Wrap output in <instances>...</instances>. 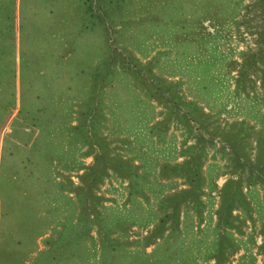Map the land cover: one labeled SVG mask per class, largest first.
<instances>
[{"label": "rangeland", "instance_id": "1", "mask_svg": "<svg viewBox=\"0 0 264 264\" xmlns=\"http://www.w3.org/2000/svg\"><path fill=\"white\" fill-rule=\"evenodd\" d=\"M263 8L260 0H0V148L18 108L33 113L43 101L44 116L62 119V109L55 113L50 104L58 91L52 97L48 82L65 86V73L86 83L112 54L111 82L101 93L95 134L109 156L127 160L136 174L129 180L107 168L98 177L89 200L96 222L87 220L81 234L68 227L81 209L68 186L70 179L78 184V174L92 164V153L82 151L86 143L70 138L68 144V136L63 138L64 149H77L55 163L50 174L60 186L49 184L45 197L13 190L9 195L3 177L0 264H216L211 257L218 242L216 211L228 177L238 178L241 195L233 199L227 215L231 225L224 226L219 239L225 252L219 264H264V183L247 182L245 170L229 172L233 153L254 159L257 137L264 154V57L256 67L246 66L252 81H246L244 92L233 90L238 65L256 49ZM18 10L24 25L19 42ZM28 10L34 22L24 18ZM129 67L138 70L137 77ZM32 78L44 97L28 101L33 90H27V80ZM186 100L203 112L201 122L184 121ZM166 114L168 119L156 126ZM223 131L231 145L222 140ZM201 134L198 201H179L171 228L170 216L160 222L171 210L162 199L188 184L181 173L160 169L181 161L185 146ZM7 144L5 139L3 158ZM25 148L30 157L39 155L32 153L33 146ZM37 165L31 164L35 174ZM56 188L62 193L55 194ZM62 225L67 227L64 244L58 237ZM155 256H167V261Z\"/></svg>", "mask_w": 264, "mask_h": 264}, {"label": "trees", "instance_id": "2", "mask_svg": "<svg viewBox=\"0 0 264 264\" xmlns=\"http://www.w3.org/2000/svg\"><path fill=\"white\" fill-rule=\"evenodd\" d=\"M260 1L264 2V0ZM206 7H208L209 9L210 6ZM24 18H26L29 22H34L33 16H31L29 10L24 13ZM22 25L23 24L21 22L18 10V42L20 28ZM257 34L259 36L256 40V49L245 53L246 56L238 65L236 74L233 76L234 92H244L246 88V81H248V83L252 81V78L246 71V66L252 65L253 67H256V60H262L264 57V8L262 9V24L257 31ZM111 55L112 54L107 55L104 58V65L102 69L97 70L95 68V71L91 72L88 75L89 77L87 78L86 83L74 79L70 80L68 78V75L65 73L63 74L67 80V84L65 86H58V83L53 79L51 82H48V86L51 88L50 94L53 91H58L55 98L51 94L53 100L51 98L50 100H52L53 102H50V104H53V106L55 107V113H59V109H62V112L59 114H62V119L55 118L56 120H54L49 119L50 116L48 115L44 116L42 109L44 107L43 101L36 104L33 113L23 106L22 109L18 108L17 114L12 119L10 132L3 136L1 141L0 184L1 179L4 177L7 183L6 188L9 195H11V191L13 190V194L15 191H18L20 192V194H30L31 198H34L36 195L37 198H39L40 196L45 197V195H48V190L50 189L49 184H52L53 186H55L56 184L57 187L60 186L59 182L54 181L55 177H52L50 171L55 169V163L63 154L66 153V151L68 152V150L71 149L69 151L70 153L72 150L74 151L77 149L73 146L68 150L64 149L63 138L68 136V144L71 142L70 138L73 139V143L74 140H76L78 142L81 141L83 144H87V149L85 148L82 151L83 153H85V151L92 153V164L88 166L87 170L78 174V184H72V181L70 179V185L68 186V189L72 190L75 196L78 197L81 201V209L77 215V218L73 222V224L70 223V226L68 227H75L76 229H80V234L86 227L87 220L96 222V218L94 217V215L93 217L90 216V214H94L95 212L94 210H92L91 206H89V200L92 197L91 186L98 180V177H100V175L103 174L107 170V168L118 171L121 175L127 177L129 180H132V178L136 175L132 172L131 167L128 166V163H126L127 160L122 159L119 156H109L107 149L103 145V142L99 140L100 137L95 134L94 125L96 123L97 116L101 113V93L104 86L111 82L113 70L111 65L113 62ZM131 60L133 62L132 58ZM124 63L125 61L123 58L122 64ZM131 65L134 64L131 63ZM129 68L133 76L137 77L139 73L138 70L136 68ZM20 73L21 72L19 71V74ZM142 79L147 82L144 78ZM155 79L158 80V78ZM262 82H264L263 79ZM147 84L152 85V82H147ZM84 85H86L85 89L83 88ZM30 88H32L33 93L27 96L29 99L28 101H31V98H33V96L39 98L44 97V95H42L43 91H41L36 85L33 84V78L31 80H27V90L29 91ZM37 88L40 91L39 93H36ZM60 93H62V95L58 96ZM171 93L174 94L173 91H171ZM152 94L156 95L157 97H162L158 90H154ZM72 102L76 106L74 109H72ZM182 103L184 104L186 109L181 113L182 115H184L183 119L187 124L191 121H202L201 114H203V112L201 110H197L196 106H194L195 102H193L192 100H186ZM10 108L11 107L8 104L5 115L10 110ZM73 113H76V116L74 118L73 116H71ZM167 119L168 115L166 114L163 119L157 120V123L155 125L158 126L160 124H163ZM1 122L2 121H0V124ZM221 134L223 135L222 140L227 141L229 145H231L229 141L231 140V137L227 136L228 134L224 131ZM37 136H39V139L37 138L34 141ZM5 139L10 141L11 144H7L9 145V148H7L6 150V155H8L3 158L2 150L4 148L3 143ZM204 139L205 138L202 134L200 136H197L192 143L185 146L186 148H184V151H186V153L184 152L185 154L181 161L175 162L174 164L165 163L160 169V172L162 174L171 172L181 173L185 177V180L188 184L187 187L181 189L180 191H177L174 194H169L162 199V202H167V205H169L171 210L170 212H167V214H165L163 217H161L160 222H164L166 217L170 216L172 220V222L170 223L171 228H174L176 226L177 204L179 203V201H198L200 191L199 181L202 178V175L199 171L201 158L200 152L202 150L201 142L204 141ZM255 141L257 143V151L255 153L254 159L251 160L245 154H241L238 157L233 153L230 158H232L233 160L234 168L230 169L229 172L238 173L245 170V180L247 182H254L258 180L264 183V154L262 153L261 149L258 148V146L261 144L260 137H257ZM26 145L33 146L34 148L31 150L32 153L39 155L36 158L30 157L23 150L26 149ZM30 158L35 160L32 161ZM37 163V173L35 174L31 168V164ZM6 165H9L7 175L4 171V169H6ZM35 178H37V181L35 183H32ZM134 183H136V180L129 182V186H134ZM231 188L233 190V193L230 192ZM221 189L222 200L216 211V226L219 228L217 232L218 242H216V244L214 245V249L211 254V257L214 259V262L216 264H219L224 259V246L222 244V240L219 241V239H221L223 237V233H225L226 229L224 226L227 227L231 225L228 221L227 215L230 213L232 201L233 199L237 200L241 195V191L238 185V178L228 177L223 182ZM55 190V194L62 193L61 191H58L57 188ZM62 227L63 229H61ZM61 228L58 230V237L63 239L65 238L64 230L67 229V227L65 225H62ZM78 235L79 234H76L75 237H77ZM165 240L166 238H163V242ZM66 241L67 239L63 242V244ZM104 243L105 240H101V244ZM166 249H168V246ZM179 250L180 254L183 256V249L179 248ZM230 251L233 252L234 249H231ZM159 257L155 256L154 259L157 261H167V256Z\"/></svg>", "mask_w": 264, "mask_h": 264}]
</instances>
